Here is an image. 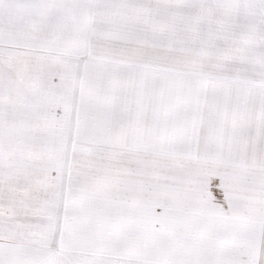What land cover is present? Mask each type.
<instances>
[{
    "label": "snow or ice",
    "instance_id": "6c2138e0",
    "mask_svg": "<svg viewBox=\"0 0 264 264\" xmlns=\"http://www.w3.org/2000/svg\"><path fill=\"white\" fill-rule=\"evenodd\" d=\"M0 264H264V0H0Z\"/></svg>",
    "mask_w": 264,
    "mask_h": 264
}]
</instances>
